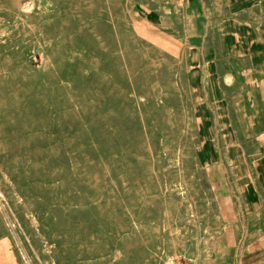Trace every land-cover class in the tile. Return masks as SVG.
Returning <instances> with one entry per match:
<instances>
[{"label": "rangeland", "instance_id": "1", "mask_svg": "<svg viewBox=\"0 0 264 264\" xmlns=\"http://www.w3.org/2000/svg\"><path fill=\"white\" fill-rule=\"evenodd\" d=\"M126 2L0 0V264H240L186 55Z\"/></svg>", "mask_w": 264, "mask_h": 264}, {"label": "crops", "instance_id": "2", "mask_svg": "<svg viewBox=\"0 0 264 264\" xmlns=\"http://www.w3.org/2000/svg\"><path fill=\"white\" fill-rule=\"evenodd\" d=\"M259 4L126 2L146 38L175 41L186 55L196 94L197 159L207 168L219 212L229 216L225 225L241 234L240 264H264V33L254 22Z\"/></svg>", "mask_w": 264, "mask_h": 264}]
</instances>
